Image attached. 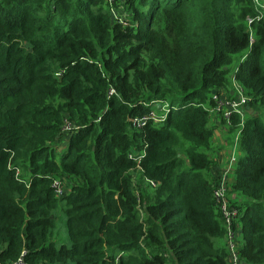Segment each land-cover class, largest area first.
I'll list each match as a JSON object with an SVG mask.
<instances>
[{"label": "trees", "instance_id": "obj_1", "mask_svg": "<svg viewBox=\"0 0 264 264\" xmlns=\"http://www.w3.org/2000/svg\"><path fill=\"white\" fill-rule=\"evenodd\" d=\"M119 1L127 25L108 0H0V264H230L208 108L233 75L250 103L225 126L240 135L229 199L242 264H264V9ZM160 103L164 122L133 126Z\"/></svg>", "mask_w": 264, "mask_h": 264}, {"label": "built area", "instance_id": "obj_2", "mask_svg": "<svg viewBox=\"0 0 264 264\" xmlns=\"http://www.w3.org/2000/svg\"><path fill=\"white\" fill-rule=\"evenodd\" d=\"M111 5H114L116 0H108ZM256 8L264 9V0H255ZM113 11V10H112ZM113 15L116 19L120 21V23L127 25V22L124 19V16H121L118 12ZM254 20L248 18V23L252 24ZM232 84L233 91L231 95L226 94L225 91H221L220 94H215L213 96L214 106L212 108H208L209 112L212 116L220 118L224 120L226 128H231L234 125L233 119L235 116L241 117L243 120L246 112L249 110L250 99L246 96L245 89L237 82L235 75L232 76ZM116 94L115 89L111 88L109 91V96H113ZM154 106V105H153ZM169 112V105L167 103H160L154 106V110L145 116L136 117L133 120V126L142 129L144 128L148 122L153 121L155 123H162L166 120L167 114ZM101 121V118L98 119V122ZM75 129V126L70 123L68 120H65V125L63 128V132L65 134H70ZM240 135L236 136L234 140V145L232 147V151L227 159L223 163V168L219 172L217 178V184L214 190V198L216 200L217 205L222 213V218L226 225L227 237H226V245L229 250V263L230 264H242L239 250V234L235 229V224L240 218L239 210L232 206V203L229 199L230 192V181L232 180V176L235 171V165L238 161V150L240 148ZM130 158L135 160L136 162H141L143 159V154L139 155H130ZM21 176V171L17 170V177ZM65 181L62 179H53L52 181V189L55 195L59 199L65 198L68 194L67 187L65 186ZM152 187H157V184L154 182H148ZM25 253L22 257L13 264H26L24 261Z\"/></svg>", "mask_w": 264, "mask_h": 264}, {"label": "rangeland", "instance_id": "obj_3", "mask_svg": "<svg viewBox=\"0 0 264 264\" xmlns=\"http://www.w3.org/2000/svg\"><path fill=\"white\" fill-rule=\"evenodd\" d=\"M119 4H120L119 0H116L114 2V9L112 12L117 13L116 8L118 7ZM214 118L216 120V123L214 119H211V126H216L217 128H219V132L221 133L218 134V137H219L218 142L214 141V148L216 149L219 148V149L215 151V154H211V156L216 160L217 166L221 171L223 168L224 161L227 159V157L230 155L232 151V147L234 145V142H233L234 135L230 136V133L226 132L225 125L220 118H217L215 116ZM22 174L23 172H21V175ZM137 180L139 181V177H137ZM64 183H65V186L67 187V192L70 191L71 189L70 181L68 180V181H65ZM233 198H235V196H233ZM62 202H64V200ZM62 219L65 220V218H62ZM62 219H60L57 223V228L55 230V236L53 238V242L57 245L58 248L64 244L70 245L67 227L64 224V221ZM238 240L240 243L242 241V237L239 236Z\"/></svg>", "mask_w": 264, "mask_h": 264}, {"label": "crops", "instance_id": "obj_4", "mask_svg": "<svg viewBox=\"0 0 264 264\" xmlns=\"http://www.w3.org/2000/svg\"><path fill=\"white\" fill-rule=\"evenodd\" d=\"M219 133H221V132L218 131V133H217V138H216V140H215L216 142H218V140H219V137H218V134H219ZM223 134H224V133H223ZM218 149H219V148H217L216 150H218Z\"/></svg>", "mask_w": 264, "mask_h": 264}]
</instances>
